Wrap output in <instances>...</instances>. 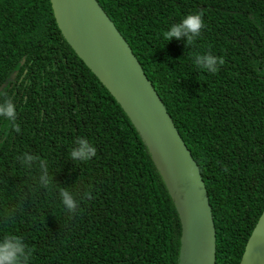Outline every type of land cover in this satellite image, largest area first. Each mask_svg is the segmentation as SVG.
<instances>
[{
	"label": "trees",
	"instance_id": "obj_1",
	"mask_svg": "<svg viewBox=\"0 0 264 264\" xmlns=\"http://www.w3.org/2000/svg\"><path fill=\"white\" fill-rule=\"evenodd\" d=\"M155 89L206 188L215 264H239L264 210V0H96ZM199 12L192 45L162 33ZM223 58L215 74L195 54ZM17 107V133L0 118V236H19L29 264H181L182 226L139 132L59 30L50 0H0V98ZM86 138L96 155L73 162ZM46 161L36 183L17 160ZM60 190L74 194L68 213ZM88 193V195H85Z\"/></svg>",
	"mask_w": 264,
	"mask_h": 264
},
{
	"label": "water",
	"instance_id": "obj_2",
	"mask_svg": "<svg viewBox=\"0 0 264 264\" xmlns=\"http://www.w3.org/2000/svg\"><path fill=\"white\" fill-rule=\"evenodd\" d=\"M50 4L64 39L145 142L178 211L182 247L183 236L189 233L194 247L199 242V264H215L214 222L199 168L128 44L96 0H50ZM239 264H264V210Z\"/></svg>",
	"mask_w": 264,
	"mask_h": 264
},
{
	"label": "clouds",
	"instance_id": "obj_3",
	"mask_svg": "<svg viewBox=\"0 0 264 264\" xmlns=\"http://www.w3.org/2000/svg\"><path fill=\"white\" fill-rule=\"evenodd\" d=\"M204 27L202 15L199 12L189 13L178 22L167 27L162 33L165 42L172 39L181 40L183 38L185 46L192 45L199 38L201 29ZM193 65L202 71L215 74L219 65L224 63L223 58L209 54H195L192 58ZM17 107L9 97L0 98V118L6 120L13 131L19 132L20 127L16 123ZM75 146L69 152V158L73 162H86L96 155L95 146L86 138L80 137L75 140ZM25 168H31L38 162L39 175L36 183L45 189L49 188L52 179L46 161L29 153H22L16 157ZM60 201L68 213H73L79 209V203L74 194L68 190H60ZM88 195V193H85ZM12 216L11 209H4L0 213V219H8ZM31 250L25 242L16 235L6 234L0 236V264H29Z\"/></svg>",
	"mask_w": 264,
	"mask_h": 264
},
{
	"label": "rangeland",
	"instance_id": "obj_4",
	"mask_svg": "<svg viewBox=\"0 0 264 264\" xmlns=\"http://www.w3.org/2000/svg\"><path fill=\"white\" fill-rule=\"evenodd\" d=\"M199 254H200L199 242L198 244L196 242V246L194 247V240L189 235V233H185L183 236L181 264H199Z\"/></svg>",
	"mask_w": 264,
	"mask_h": 264
}]
</instances>
